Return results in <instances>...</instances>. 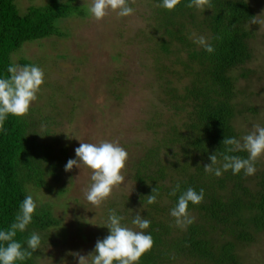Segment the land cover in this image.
<instances>
[{"label": "trees", "instance_id": "16d2710c", "mask_svg": "<svg viewBox=\"0 0 264 264\" xmlns=\"http://www.w3.org/2000/svg\"><path fill=\"white\" fill-rule=\"evenodd\" d=\"M76 1L48 0L43 6L32 3L23 15L17 0H0V75H7V67L15 64L14 55L27 44L71 37L63 24L89 16L86 5L81 7ZM186 4L187 0H182L173 11L159 7L158 0H150L148 5L156 21L153 26L161 33L157 44L159 81L167 85L165 95L171 97L174 111L188 115L184 126H173L162 143L148 151L134 173L140 188L138 199L149 209L151 226L146 231L154 239L139 264H244L247 248L264 236V165L257 161L252 176L243 171L233 175L229 170L220 177L206 173L204 166L211 164L209 157L215 153L216 166H221V154L227 149L222 141L225 137L241 139L237 122L248 112L257 113L242 108L239 84L251 77L253 45L261 26L259 11L250 0H210L205 11ZM195 31L208 38L213 53L193 43ZM164 57H176V65L193 77L184 94L174 88L183 78L180 73L160 66ZM21 64L35 65L29 60ZM37 111L30 108L23 117L10 115L0 132V228L13 223L19 204L32 194L38 203L33 223L27 231L18 232L16 239L27 247L25 242L35 231L42 237L43 248L46 234L62 227L63 219L57 216L55 203L41 204L37 196L53 194L52 184L62 183L68 160L65 150L57 154L49 143L51 130L42 127ZM162 150L166 158L160 156ZM229 154L248 155L242 151ZM177 184L180 192L189 187L205 191L201 204H189L195 222L187 228L177 226L170 215L180 195H170ZM154 188L157 202L150 205L147 196ZM42 248L22 264H40Z\"/></svg>", "mask_w": 264, "mask_h": 264}, {"label": "rangeland", "instance_id": "374dc122", "mask_svg": "<svg viewBox=\"0 0 264 264\" xmlns=\"http://www.w3.org/2000/svg\"><path fill=\"white\" fill-rule=\"evenodd\" d=\"M149 1L135 0V13L126 18L109 12L100 21L90 16L69 20L63 28L70 30L71 37L29 43L14 55L15 64L29 60L45 72V83L31 108L38 109L36 117H41L42 127L49 126V143L57 154L65 150L67 160L74 159L81 142L103 140L119 143L128 152L122 170L124 183L114 186L100 206L85 198L91 170L83 165L64 171L62 183L52 184L53 194H38L41 204L55 203L56 214L63 219L62 227L46 234L40 264H78V258L70 253L87 256L94 250L97 240L107 236L105 226L111 209L123 216V223L129 227H133L131 221L138 212L148 219L149 209L138 199L140 188L134 173L148 151L158 147L173 126H184L188 115L174 111L171 97H166L167 85L159 81L157 44L161 33L153 26L156 21ZM250 1L259 11L261 26L253 45L251 77L240 82L239 91L242 108L257 113L248 112L237 122L242 137L254 131V125L264 126V0ZM47 2L17 0V6L26 15L25 9L32 3L43 6ZM76 2L89 8L92 0ZM199 36L205 35L195 31L191 39ZM176 60L164 57L160 66L180 73L183 78L174 88L184 94L193 77L186 75ZM160 154L166 158L165 150ZM257 161L264 165V156ZM260 239L247 248L244 264H264V236Z\"/></svg>", "mask_w": 264, "mask_h": 264}, {"label": "clouds", "instance_id": "9594fccd", "mask_svg": "<svg viewBox=\"0 0 264 264\" xmlns=\"http://www.w3.org/2000/svg\"><path fill=\"white\" fill-rule=\"evenodd\" d=\"M181 2L182 0H158V6L173 11ZM134 3L135 0H92L87 12L96 21L105 18L109 12L126 18L134 15ZM208 5L210 0H187L186 4L188 8L194 7L201 11H205ZM193 43L209 54L215 51L205 36L195 38ZM6 71L7 75H0V132L4 131L5 122L10 115L23 117L28 114L45 83V72L38 65L10 64ZM253 127L254 131L241 139L225 137L222 143L227 149L221 154L222 165L216 166L218 156L215 153L210 155L211 164L205 165L204 171L217 177L229 170L233 175H239L242 171L245 176L254 175L257 171V160L264 156V126L257 124ZM237 151L247 152L248 155L241 157L229 154ZM75 157L68 160L65 171H71L74 166L80 169L81 165L91 170V183L84 193L90 204L100 206L111 195L114 186L124 183L122 170L126 167L128 152L119 143L106 140L98 143L81 142L75 149ZM178 192L179 184L173 188L170 195L175 197ZM157 195L158 191L154 188L152 194L147 196V203L155 204ZM204 199L203 188L197 192L189 187L180 192L175 206L170 210L176 225L187 228L193 224L195 218L189 214V204L199 205ZM37 208V199L28 194L19 204V211L13 223L7 228H0V264H22L31 259L38 249L41 250L42 237L38 232H31L25 242L27 247L16 239L18 232L27 231L28 226L33 223ZM124 219L114 209L109 210L105 226L109 234L102 240H97L94 250L87 256L78 252L70 254L78 258V264H139L142 256L154 245L153 236L146 231L150 228L151 221L139 212L131 221L133 227L124 224Z\"/></svg>", "mask_w": 264, "mask_h": 264}]
</instances>
